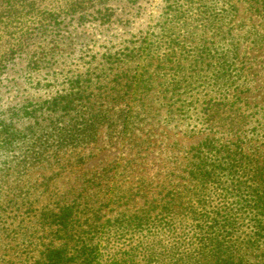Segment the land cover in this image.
I'll use <instances>...</instances> for the list:
<instances>
[{
  "label": "rangeland",
  "instance_id": "rangeland-1",
  "mask_svg": "<svg viewBox=\"0 0 264 264\" xmlns=\"http://www.w3.org/2000/svg\"><path fill=\"white\" fill-rule=\"evenodd\" d=\"M36 16L32 56L0 71L16 129L0 149V264H36L54 235L41 216L64 206L119 226L186 219L190 248L216 234L236 264H264V0H48Z\"/></svg>",
  "mask_w": 264,
  "mask_h": 264
},
{
  "label": "trees",
  "instance_id": "trees-1",
  "mask_svg": "<svg viewBox=\"0 0 264 264\" xmlns=\"http://www.w3.org/2000/svg\"><path fill=\"white\" fill-rule=\"evenodd\" d=\"M47 1L0 0V71L7 68L9 58L16 54L32 56L29 40L42 26V23L38 27L33 24L37 21L36 14H40ZM42 15L39 23L44 22V11ZM131 86L127 81L120 92L130 94ZM218 123L228 125L234 131H239L244 125L243 120L224 119ZM14 131L13 123L0 115V132L6 137L0 141L2 151L6 152L13 146L15 137L11 133ZM260 179L255 182L258 188L254 191V204L264 214V181ZM79 212L80 215L74 206H64L49 216L42 214L41 218L49 222L54 235L53 243L41 251L36 264H236L245 259L235 253L227 237L216 234L200 236L197 247L190 248L192 238L185 236L183 229L186 219L169 218L160 212L135 216L126 226H119L125 219L120 215L105 217L99 208L88 217L83 211ZM165 214L170 216L169 212ZM232 224L224 226L231 227ZM258 226L264 230V219Z\"/></svg>",
  "mask_w": 264,
  "mask_h": 264
}]
</instances>
